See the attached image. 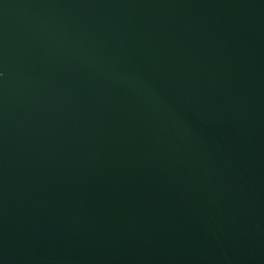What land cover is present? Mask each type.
Masks as SVG:
<instances>
[{
	"label": "water",
	"instance_id": "obj_1",
	"mask_svg": "<svg viewBox=\"0 0 264 264\" xmlns=\"http://www.w3.org/2000/svg\"><path fill=\"white\" fill-rule=\"evenodd\" d=\"M0 264H264V0H0Z\"/></svg>",
	"mask_w": 264,
	"mask_h": 264
}]
</instances>
